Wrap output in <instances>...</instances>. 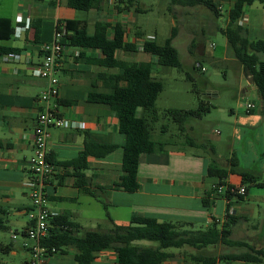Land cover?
<instances>
[{
	"label": "crops",
	"instance_id": "obj_1",
	"mask_svg": "<svg viewBox=\"0 0 264 264\" xmlns=\"http://www.w3.org/2000/svg\"><path fill=\"white\" fill-rule=\"evenodd\" d=\"M125 1L117 0L118 11L114 10L112 15L110 12L112 8H107L103 0L100 9L84 11L83 17L77 18L74 14L75 10L66 6V0H18L11 17H8L15 27L14 35L9 40H0V46L18 51L0 54V220L6 227L0 230L3 233H0V264H26L30 258L27 248L23 246V232L30 225L29 192L33 176L28 161L33 154L32 131L37 114L43 106L40 96L46 89L45 80L32 73L33 67L42 60L40 48L43 43L53 40L58 20H85L88 24V34L94 32L96 21L108 22L111 25L122 24L126 30V41L136 45L135 52L125 53L135 55L142 52L141 46L145 40L141 39L139 33H136V38L128 35L127 23L133 18L129 13L130 9H124L128 5ZM212 1L218 9V15H214L215 17H221L224 12L227 15L224 28L215 25L212 27L214 31H222L228 24V12L235 0ZM135 4H138V0ZM252 4L244 6L238 24L245 29L249 40H264V20L252 24L255 28L254 33H250V29L246 27L251 22L250 13L246 12V7L250 6V11ZM170 7L190 9L185 12L188 20H185L183 25L188 26L191 20L203 16H207L209 22L214 20L206 12L197 10L196 7L202 6L170 5ZM138 10L137 8L136 12ZM124 12L128 13L124 14ZM120 14H122L121 17ZM29 22L39 26L37 42L34 40V30L29 27ZM184 27L177 33V28L173 26L175 35L172 38V45L178 51L176 42L183 40L184 43H179L178 46H183L187 61L185 62L193 70V61L187 60V56L194 54V49H201V46L199 42L195 43L196 37L193 32H184ZM109 37H112V30H109ZM147 40L154 39L150 37ZM225 48H227V41ZM121 52L124 51H118L117 57ZM100 58L101 54L98 50L63 45L57 74L59 98L52 103H55L59 115L64 120V125L50 128L47 141L48 156L54 163L75 159L83 151L87 140L117 146L125 143V136L118 131V120L109 106L87 100L88 94L92 91H108L109 80H103L99 75L105 76L114 72L113 69L97 66L92 62ZM153 58L154 60L150 62H152L154 77L153 73L157 70L154 69V64H158L156 58ZM261 110L262 102L260 101L259 107L254 105L253 109L238 116L235 120L236 124L241 127L257 126L262 118ZM234 133L239 137L241 130L234 128ZM121 159V149L103 158L92 156L86 158L87 167L83 173L88 181L89 193L75 186V168L55 166V173L47 179L44 188L47 208L56 215L69 214V220L80 225L78 220H82V217L93 207V203H100L106 209V215L108 214L110 219L106 216L105 227L100 221L93 224L88 219L85 220L89 230H108L112 224L126 226L131 217L142 215L155 218L159 222L175 223L182 230L196 231L199 230L200 224H202L201 227H207L214 219L223 222L228 202L231 204L229 213L238 214L235 209L237 208L235 203L238 201L234 202L235 198L231 201L225 198L216 199L209 207H204L202 204L205 192H208L216 183V179L208 178L206 175L209 155L190 154L166 142L163 152L141 156L137 172L139 188L132 193L125 192L117 186L122 175ZM226 182L234 187H245L241 185L240 177L236 174H230ZM247 193L248 190L245 198ZM219 200L222 203L223 214L221 217H215ZM244 213L255 215L253 210ZM80 226L82 228V225ZM12 234L17 235L16 239H12ZM135 244L154 245L148 241H137ZM167 251L171 256L162 264H201L193 260L194 256H207V248L196 252L185 246L179 249L170 248ZM74 254L73 248H67L63 253L57 252L50 256L48 264H76ZM227 262L224 261L221 264H227ZM91 264L119 263L116 253L109 250L99 252Z\"/></svg>",
	"mask_w": 264,
	"mask_h": 264
},
{
	"label": "trees",
	"instance_id": "obj_2",
	"mask_svg": "<svg viewBox=\"0 0 264 264\" xmlns=\"http://www.w3.org/2000/svg\"><path fill=\"white\" fill-rule=\"evenodd\" d=\"M167 1L170 5L182 7L202 6L214 15H218L217 6L212 0ZM255 1L264 4V0H235L233 7L228 12V24L222 33L226 38L227 47L232 51L235 59L252 76L253 87L262 102L261 115L264 117V60L260 58V55H264V40H249L245 29L238 24L244 6L251 5ZM102 2L103 0H66V6L78 11H89L100 9ZM125 2L130 6L136 0H126ZM62 24L66 33L61 39V44L98 50L101 58L94 59L92 62L97 66L114 70L111 74L99 75L103 80H109L108 91H92L88 94L87 100L91 103L109 106L118 120V131L125 136V143L122 146H117L116 144L94 143L87 140L84 143L83 151L75 159L54 163L48 156V161L56 167L75 168V186L83 192L89 193L88 181L83 173L87 167L86 158L89 156L103 158L115 150L121 149L122 175L117 186L125 192H135L139 188L137 172L141 156L163 152L166 145V142L152 138L155 123L159 120V113L155 105L163 89L162 83L152 76V62H132L117 57L118 51H136V45L126 41V30L122 24L111 25L108 22L96 21L92 34H88V24L85 20H58L56 30ZM29 27L33 28L34 40L37 42L39 26L29 22ZM14 30L15 27L11 19L0 16V40H9L14 35ZM109 30H112V37H109ZM174 35L175 28L171 30L170 36L162 44H157L154 40H145L141 50L143 53L155 57L156 63L160 66L181 69L182 63L178 51L172 45ZM17 51V49L0 46V54ZM194 68L193 70H195ZM186 77L192 83L194 82L190 75ZM193 86L196 90L195 84ZM210 108L209 104L200 99L197 108L169 109L164 112V116L172 118L179 125V131L184 132L190 119L201 118ZM163 130L166 131L165 128ZM185 143L207 149L206 144L198 143L190 137L185 139ZM208 155L209 163L206 175L208 178L216 179V183L208 192H205L202 198L204 207L212 206L214 201L219 198L231 201L235 197L237 201H243L248 190L247 184L264 189V182L259 181L256 174L238 168L234 154L231 155L226 165L220 164L213 147L210 148ZM230 174L240 177L241 185L245 186L244 195L229 193L228 188L233 187L232 184L226 182ZM219 186H226L227 190L220 194L217 192ZM230 205V202L226 204V220L220 227H218V222L213 221L205 229L196 231L182 230L175 223L159 222L155 218L142 215L131 217L126 226L112 224L108 230L82 231L79 224L69 220V214L56 215L48 221L47 235L41 240V245L53 247L58 253L65 252L67 248H73L76 264H91L99 252L109 250L116 253L119 264H162L170 258L171 254L167 251L170 248L179 249L186 246L197 252L209 246L224 244L229 247H244L247 251L228 254L220 259L264 264V250L254 248L244 241L231 239V226L238 217L229 213ZM106 216L110 219L108 214ZM4 229L6 227L0 220V230ZM137 241H148L155 245L141 246L135 244ZM193 260L201 264L217 263L215 256L198 257L195 255Z\"/></svg>",
	"mask_w": 264,
	"mask_h": 264
},
{
	"label": "rangeland",
	"instance_id": "obj_3",
	"mask_svg": "<svg viewBox=\"0 0 264 264\" xmlns=\"http://www.w3.org/2000/svg\"><path fill=\"white\" fill-rule=\"evenodd\" d=\"M113 1L114 4L109 5L108 0H105L107 8L111 7L113 9L110 10L111 15L114 10H117L116 6L118 5L117 0ZM16 2L18 0H0V15L11 17ZM120 6L124 7L123 4H120ZM127 6L124 9H130L129 13L133 18L127 23L130 37L136 38V33H139L142 40L152 37L157 44H162L170 35L173 26L177 28V33L182 31L183 26H185L184 32H193L196 37L195 43L199 42L201 46V49H194V54L187 56V60L192 59L194 67L195 64L199 65L194 68L195 70L187 66L183 46H178L184 43L183 40L176 42L182 62L181 69L154 64V69H157L153 73L154 78L162 83L163 89L155 105L159 113V120L155 123L152 138L167 142L175 148L182 149L190 154L208 155L210 148L213 147L216 157L222 165H226L231 155L234 154L239 169L253 172L260 181L264 182V117L254 127H241L235 121L238 116L246 113L248 104L253 103L259 107V95L253 85L247 82L244 68L235 59L232 51L228 47L225 48L226 38L222 31L212 29L214 25L224 28L227 19L226 13L224 12L221 17H215L209 10L196 7L197 10L212 16L214 20L209 22L207 16H203L191 20L187 26L183 25V22L188 20L185 12L190 9L170 7L167 0H138L137 5L134 2L132 5ZM136 7L139 9L137 12ZM249 8L250 6L246 7V12L250 13L251 22L246 27L250 29V33H254L255 28L252 24L264 20V5L259 1H255L250 11ZM74 14L75 17L82 18L85 12L75 10ZM122 14H120V17ZM209 45H212V47L209 48ZM119 58L132 62L154 60L152 56L142 52L135 55L134 53L121 52ZM260 58L264 60V55H260ZM201 68L204 71H201ZM187 75L193 78V83L187 79ZM193 84H195L196 90ZM200 99L209 104L211 108L201 118L190 119L184 132L179 131V125L172 118L164 116V112L169 109L197 108ZM164 128L166 131L163 130ZM234 128L241 130L239 137L234 133ZM187 137L206 144L207 149L188 145L185 143ZM247 186V197L243 201L235 203L237 204L235 209L238 214L234 216L238 219L231 226V239L244 241L254 248L264 250V189H259L250 184H247ZM236 200L235 198L234 202ZM217 203L218 208L215 217H221L223 214L221 211L222 203L220 200ZM250 210H253L255 215L244 213ZM87 219L93 224L100 221L105 227L104 225H107L106 209L98 202L93 203V207L82 217V220H78L82 225V231L89 230L88 223L85 222ZM225 220L224 215L223 222L213 221L218 222V227H220ZM200 225L198 229L206 228V226L201 227ZM103 227L102 229H104ZM152 244L155 245V243ZM244 251H247L244 247H229L218 244L217 246L207 247V256H215L217 262L221 263L224 260L220 257ZM227 264L252 263L228 261Z\"/></svg>",
	"mask_w": 264,
	"mask_h": 264
},
{
	"label": "built area",
	"instance_id": "obj_4",
	"mask_svg": "<svg viewBox=\"0 0 264 264\" xmlns=\"http://www.w3.org/2000/svg\"><path fill=\"white\" fill-rule=\"evenodd\" d=\"M109 5H113V0H108ZM64 25H60L55 30L54 38L51 42L43 43L40 51L42 60L35 65L32 73L46 82V89L40 96L43 103L41 110L38 112L35 126L32 131L33 154L28 161L29 169L32 174L30 181L29 197L31 200V210L28 213L30 225L24 233L23 246L27 248L30 258L26 264H48V259L57 250L53 247H45L41 245V240L46 237L48 231V221L56 214L47 208L46 194L44 191L45 183L55 173V165L48 161L47 141L49 138V130L52 127H61L64 125L63 118L59 115L53 100L59 98L58 90V71L60 67L61 55L63 52V44L61 39L65 35ZM212 47V45H211ZM195 64V67H198ZM201 71H204L201 68ZM254 108L252 103L248 104L247 111ZM227 190L226 186L217 187V192L223 194ZM231 194H245L244 187L228 188ZM17 235L12 234V239H16ZM215 264H221L219 262Z\"/></svg>",
	"mask_w": 264,
	"mask_h": 264
},
{
	"label": "water",
	"instance_id": "obj_5",
	"mask_svg": "<svg viewBox=\"0 0 264 264\" xmlns=\"http://www.w3.org/2000/svg\"><path fill=\"white\" fill-rule=\"evenodd\" d=\"M245 71V78L247 80V82L250 84V85H253V79H252V76L250 75L249 71L247 69H244Z\"/></svg>",
	"mask_w": 264,
	"mask_h": 264
}]
</instances>
